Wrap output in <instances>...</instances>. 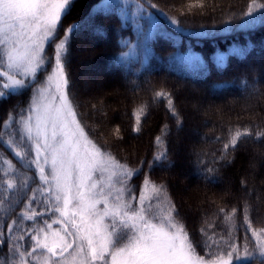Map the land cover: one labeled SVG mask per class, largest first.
Wrapping results in <instances>:
<instances>
[{
    "label": "trees",
    "instance_id": "obj_1",
    "mask_svg": "<svg viewBox=\"0 0 264 264\" xmlns=\"http://www.w3.org/2000/svg\"><path fill=\"white\" fill-rule=\"evenodd\" d=\"M103 1L74 0L57 31V37H65L71 25H78L67 33L65 69L68 93L88 138L121 164L139 169L130 181L133 187L147 178L166 188L199 254L226 251L229 244L252 249L253 231L264 229V136L256 135L264 130V11L246 16L251 0H137L156 17L158 27L141 44V51L121 58L140 40L146 25L136 30L117 3L101 6ZM173 18L178 23L173 24ZM84 40L97 49L76 53ZM219 54L225 55L224 61ZM99 65L127 90L116 87L91 109L94 105L85 101L76 79L84 69ZM161 91L170 95L177 115L169 111L167 99H155ZM20 95L0 99V262L7 264L18 260L14 246L31 251L33 230L47 231L45 222L51 217L36 171L7 147L8 139L19 140L16 121L26 109ZM188 97L199 101L197 113ZM141 106L146 111L137 125ZM10 115L14 120L6 129ZM112 120L117 123L110 127ZM236 129H248L251 135L225 151L230 131ZM157 137L163 141L159 147ZM158 152H165V158L154 160ZM189 174L197 184L189 181ZM7 179L16 181L15 190L5 191ZM25 180L27 185L21 187ZM192 190L197 191V200L187 194ZM29 203V214H39L33 220L21 216ZM233 209L230 227L224 217ZM14 220L17 224L9 232L7 226ZM201 229L214 235L218 245L205 248Z\"/></svg>",
    "mask_w": 264,
    "mask_h": 264
},
{
    "label": "snow or ice",
    "instance_id": "obj_2",
    "mask_svg": "<svg viewBox=\"0 0 264 264\" xmlns=\"http://www.w3.org/2000/svg\"><path fill=\"white\" fill-rule=\"evenodd\" d=\"M73 2L0 0V99L29 90L51 64L45 44H55L51 73L41 87L35 88L28 115L20 116L16 121L20 126L19 140L10 138L6 143L14 149L17 158L35 166L40 182L52 192L56 202L54 210L64 218L53 223L66 225L63 232L59 229L51 232L44 228L33 230L31 251H21L19 246H14L12 251L18 260L13 264H30L27 257L35 264H233L234 258L250 259L254 254L264 257V229H259L253 231L257 240L255 250H249L246 245L244 255L240 256V248L229 244L226 257L218 251L209 252L212 258L205 259L197 252L186 226L178 219L166 188L145 178L137 197L130 181L139 169L121 164L88 138L70 99L65 69L67 33L77 30L78 25H71L65 37L56 43L62 17L70 11ZM259 11H264V4L251 0L245 15L251 17ZM171 22L178 23L174 18ZM129 55L122 53L121 58ZM54 78L57 81L55 94L48 87ZM161 98L167 99L169 111L177 115L170 95L163 91L155 93V99ZM145 111L146 106L138 110L137 125L140 114ZM13 120L10 115L3 127L10 128ZM135 130L139 131V127ZM248 135H251L248 129L230 131L225 151L229 147L235 148L237 142ZM256 135L258 138L264 136V130L257 131ZM156 143L158 147L163 143L161 137L156 138ZM165 156V152H158L154 160L159 161ZM5 163L15 170L10 161ZM94 173L100 174L98 180L93 179ZM5 175H8L7 171ZM5 183L6 192L17 188L14 179H7ZM26 185L27 180L21 187ZM99 204L104 205L102 211L97 208ZM30 208L31 203L21 212L23 219L33 220L39 215L29 214ZM235 211L233 209L224 217L230 227H234ZM245 222L251 228L247 215ZM45 223L52 229L51 224ZM16 224L14 220L7 226L9 232ZM69 224L71 230L67 228ZM201 233L206 237L205 248L218 245L214 235L209 236L205 229H201ZM17 239H23V236ZM38 250L40 254L35 255Z\"/></svg>",
    "mask_w": 264,
    "mask_h": 264
},
{
    "label": "rangeland",
    "instance_id": "obj_3",
    "mask_svg": "<svg viewBox=\"0 0 264 264\" xmlns=\"http://www.w3.org/2000/svg\"><path fill=\"white\" fill-rule=\"evenodd\" d=\"M110 3H117L118 4L117 7H119L120 13L122 14L123 18H126L129 21H131L133 23V27H135L136 30L140 31V28L143 25H146L145 33L143 34V36H141V38H140V40L138 42H135V43L131 44L130 48H129L128 52H127V53H130V55H129L130 57H133V55L137 54L139 48H140V51H141V48H143V47H141V44L145 43L146 37L147 36L149 37L150 34H152V32H154L155 28L158 27V23H157L158 20L150 12H147L146 10H144L142 8V6H140V4H138L137 0H104L101 3L102 4L101 6L108 5ZM139 26H140V28H139ZM63 38H64V36L57 37L56 43H59V41L61 39H63ZM87 47H89L91 49H97V47L94 46L92 41L84 40L80 44L79 52H76V53H78L79 55L81 53L84 54L85 49H88ZM45 51H46V55L51 58V64L48 66L47 71H42L40 73V75L37 77V81L33 82L32 86L29 88V90L23 91L22 95H20L21 98H24V100L26 101L25 113L22 116H27L28 115V108H29V106L31 104V100H32V96L34 94L35 88H39V87L42 86L43 82L46 81L47 76L52 71V65H54V63H55V60H54L55 44H47L46 43L45 44ZM191 58H192V56H191ZM217 58H219V59L222 58L221 60L224 61L225 60V55L224 54H219L217 56ZM104 68L105 67H100V65L97 66L95 69L86 68V69H84V71L76 79L77 86H79L81 91H83L85 93V99H86L85 101L89 104V106L90 105H94V106H91V109L97 108V105H99L98 103L101 101L102 97L105 96V93H107V92L114 93V90H115L116 87H120V88H122L124 90H127V88L125 89V87H123L120 84V82L117 80V78L114 75L108 74V72H106ZM56 84H57V81L54 78L50 82V85L48 86L49 90L53 94H55V91H56ZM187 100H188V103L191 106V109L195 113H197V111L200 108L198 106L199 105L198 104L199 101L195 100V102H196L195 103L192 100L191 97H188ZM81 107H82V105H81ZM201 111H203V110H201ZM116 123L117 122H115V120H112V122L110 124V127L115 125ZM185 128H186V124H185ZM192 134H193V132H192ZM7 147H9V146L7 145ZM9 148L12 149L11 147H9ZM32 155L34 157V153ZM19 161H21V160L19 159ZM32 168H34V170L36 171V175H37L38 181L40 182L38 174H37V169L33 165H32ZM191 175L192 174H189V176H188L189 181L193 177V175H192V177H191ZM106 176H107V174L105 173V178H106ZM99 178H100V174L99 173H94L93 179L94 180H98ZM192 180H193V181H191L192 183L197 184L194 179H192ZM40 185L44 188V190H43L44 193L43 194L47 197V200L49 201L50 206H51L50 211H49L51 217H50V221L48 222V224L52 225V229H47V231L51 232V231H55V230L59 229V230H61V232H63V230H64V228L66 226L64 223H53V221L63 220L64 218L61 217V214L59 212H56L54 210V208H53V205L56 202L54 200L52 192L49 191V190H46V189H48L47 185H43L41 182H40ZM143 187H144V180H142L140 182V184H137L136 187H134L135 188V195L137 197H139L140 190ZM193 189H195V188H193ZM187 194L190 195V197H194L193 198L194 200H197V195L198 194H197L196 190H192V191L188 192ZM133 203L135 204V201ZM60 206L63 207V203L62 202H61ZM97 208L102 211L103 208H104V205L103 204H99V205H97ZM70 210H71V206H70ZM76 220L77 221L79 220L78 216L76 217ZM67 228L69 230H71V225L70 224L67 225ZM42 235L43 234H41V236ZM254 243L257 244V240H256L255 237H254ZM254 243H252L253 244L252 245V249L249 247V245H247L249 250H255L256 244H254ZM238 247L240 248L239 255L243 256L244 255L243 249H244L245 246L242 245V246H238ZM229 250L230 249H228L226 251H222V253L225 255V257H226V254H227V252ZM69 251H71V250H69ZM39 254H40V250H38L37 253H35V255H39ZM201 256H204L205 259H211L212 258L210 255H207L205 253L203 255H201ZM254 258L256 259V261L252 262L251 264H261V262L264 261V257H260L258 254H254L250 259H235L234 258L233 259V264H245V262H247V261H249L251 259L253 260ZM30 260H31V264H35V262L32 261L31 257H30Z\"/></svg>",
    "mask_w": 264,
    "mask_h": 264
}]
</instances>
